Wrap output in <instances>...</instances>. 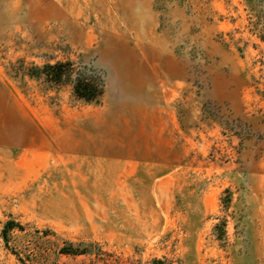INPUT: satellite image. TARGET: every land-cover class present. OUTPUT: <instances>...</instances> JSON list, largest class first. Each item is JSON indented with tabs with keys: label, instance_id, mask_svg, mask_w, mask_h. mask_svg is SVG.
Returning a JSON list of instances; mask_svg holds the SVG:
<instances>
[{
	"label": "rangeland",
	"instance_id": "rangeland-1",
	"mask_svg": "<svg viewBox=\"0 0 264 264\" xmlns=\"http://www.w3.org/2000/svg\"><path fill=\"white\" fill-rule=\"evenodd\" d=\"M154 260L264 264V0H0V264Z\"/></svg>",
	"mask_w": 264,
	"mask_h": 264
},
{
	"label": "trees",
	"instance_id": "trees-1",
	"mask_svg": "<svg viewBox=\"0 0 264 264\" xmlns=\"http://www.w3.org/2000/svg\"><path fill=\"white\" fill-rule=\"evenodd\" d=\"M26 75L47 89L57 90L64 86L72 88V94L78 101L86 104H98L104 95L105 84L103 79L95 73H86L80 70L71 61L45 64L43 66H32L27 69ZM22 228L14 222H9L4 228V235L14 228ZM64 255L80 256L72 247L62 249ZM153 264H166L162 260H154Z\"/></svg>",
	"mask_w": 264,
	"mask_h": 264
}]
</instances>
